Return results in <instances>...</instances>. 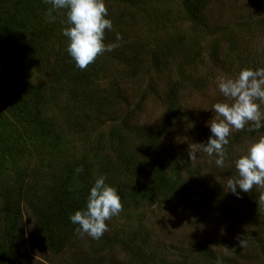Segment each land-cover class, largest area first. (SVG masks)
Here are the masks:
<instances>
[{"label":"rangeland","instance_id":"obj_1","mask_svg":"<svg viewBox=\"0 0 264 264\" xmlns=\"http://www.w3.org/2000/svg\"><path fill=\"white\" fill-rule=\"evenodd\" d=\"M104 2L108 13L119 16L124 25L123 35L128 33L122 42L131 40L134 32L146 42V35L154 31V43L148 44L154 55L160 51L159 43L169 33L174 36L177 29L181 53L197 51L200 57L183 66L181 72L175 66V58L168 63L163 61L157 70L145 58L141 74L120 79L130 99V117L123 122L115 118L104 126L94 118L77 122L76 106L64 95L53 100L54 107L40 108L36 95L40 74L36 71L29 74L22 93H15L10 101L8 95L2 94L1 84L0 175H10L16 167L31 168L41 152L43 165L50 160L49 164L58 166L56 170L64 164H77L75 160L84 157L85 171L92 176L90 179H96L102 175V161L94 157L98 145L118 168L103 176L105 183L116 189L122 204L121 212L105 222L108 231L100 239L89 238L90 247L113 240L103 247L102 264H215L217 257L224 264H264V189L254 186L237 198L226 193L225 187L226 180L237 175L235 160L256 141L253 137L245 138L240 146L229 144L238 132L248 131L249 125L230 133L224 167L211 169L214 158L202 152L196 154V160L188 157L191 144L206 143L211 135L207 122L217 115L212 105L230 103L218 91L221 78H235L243 67L264 68V0H213L207 5V14L204 13L208 21L205 32L199 30L200 25L179 0H143L133 6ZM137 5L149 10L140 12ZM169 24L170 30H159ZM63 25L67 27L66 17L56 25V30ZM217 40L220 45L215 62L212 47ZM190 45L195 50H187ZM111 67L122 76V67ZM0 73L4 74L3 68ZM14 76L16 73L11 79ZM167 99H172L170 106ZM167 111L178 115V120L170 121L166 127L163 114ZM261 111L264 112V105ZM116 115L112 112L103 120ZM46 116L56 117L54 128L43 127ZM124 131L127 140L119 136ZM114 137L122 140L121 146ZM165 161L167 176L175 170L182 182L177 185V195L162 202L158 198L159 187L167 180L162 179L164 173L159 166L162 168ZM76 175L74 171L70 182H83L82 173L79 178ZM241 195L248 198L246 203ZM29 226L25 225L22 254L43 264H63L69 260L67 254L59 256L45 249L44 239L34 230L29 232L32 220ZM237 237L244 239L243 247ZM82 241L85 243V239Z\"/></svg>","mask_w":264,"mask_h":264},{"label":"trees","instance_id":"obj_2","mask_svg":"<svg viewBox=\"0 0 264 264\" xmlns=\"http://www.w3.org/2000/svg\"><path fill=\"white\" fill-rule=\"evenodd\" d=\"M105 1L133 6L142 4L143 0ZM212 1L179 0L181 6L189 10L196 24L200 25L199 30L204 32L208 25L204 13L207 14V5ZM138 5L140 12L149 10L141 9ZM49 8L50 5L44 0H0V68L4 69V74L0 73V85L4 86L2 94L8 95L7 101H10L15 93H22L21 88L25 86L29 74L36 71L40 74L36 92L39 100L37 104L40 108L54 107L52 106L53 100L64 95L72 106H76L74 111L78 112L74 113V117L79 123L83 119L88 121L91 118H94L100 126L106 125L108 121L115 118L123 122L125 118L130 117L132 112L130 99L121 84L123 82L120 80L121 78H135L141 74L145 58L148 59L150 67L155 70L163 65V61L168 63L175 58V66L180 70L200 57L197 51L188 54L181 53V42L177 29L174 36L169 33L161 45L159 43L158 50L160 51L154 55L148 48V44L154 43V31L152 34L146 35V42L135 32L130 37L131 40L122 42L121 39L128 33L123 35L125 31L121 28H124V25L120 22L119 16L108 13L106 18L111 20L112 30L105 29L104 43H117L119 46L111 52H105L98 56L86 69L80 70L75 67L66 52L67 39L61 35V29L56 30V25L65 20L64 12H53L56 19L54 22H48L45 12ZM170 28L171 24L159 30L168 31ZM117 34L121 37L119 41L116 40ZM213 43V60L217 62L218 57L215 54L219 50L220 43L219 40ZM187 50H195V46L190 45ZM116 64L123 68L122 76L113 71L111 66H116ZM243 64L246 67L249 66L247 63ZM14 73L16 76L11 79V75ZM151 90L154 92L153 88ZM171 100L167 99L168 106L172 104ZM167 109L171 110L169 107ZM112 112H117L116 117L103 120ZM163 115L166 116L163 122L166 127L170 121L175 123L178 120V115L169 111ZM6 117H9L8 114ZM44 121L46 125L43 124V127L48 126L51 129L56 125L57 119L56 117L48 119L46 116ZM191 123L196 126V123L192 121ZM155 135L156 133L154 137ZM119 136L121 139L127 140L128 135L126 136L124 131ZM260 136H264V128L258 131H240L234 135L229 144L240 146L245 138L253 139L254 137L257 140ZM121 139L115 138L118 146L122 144ZM97 150L98 153L94 157H99L102 161V175L106 176L113 169H118L116 164L110 161V158L104 153L105 149L103 150L97 145ZM91 152H94V147L91 148ZM37 154L40 157L36 159L37 163L31 168L29 166L25 169L16 167L12 174L0 175V264H43L21 253L26 240L25 225L28 227L30 220H32L33 227L29 232L34 230L44 239L45 249L51 250L55 255L67 254L69 256V260L63 264H102L105 262L103 247L110 245V241L112 243L113 240L105 241L102 246L90 247L89 237L76 233L74 229L77 226L69 221L71 214L84 208L88 190L95 181L94 178L90 179L92 176L85 171L86 166L83 160L85 158L80 157L79 160H75L77 164L73 162L70 166L64 164L56 170L58 166L55 168L49 164L50 160L44 166L42 153L38 152ZM165 163L166 161L162 168L161 165L159 166L164 173L162 179L167 180L159 187L161 194L158 198L162 202L174 198L177 195L175 193L177 185L182 182L180 175L175 170L170 172V176H167L169 170ZM210 166L214 171L219 169L215 163ZM50 167L55 169L51 170ZM70 167L73 169L68 170ZM77 167L83 168L81 180H84L81 183L70 182L73 180L74 169ZM65 172H67L66 175ZM79 177L80 173L76 175V178ZM217 187H220L221 190L220 183H217ZM240 198L245 203L248 199L243 195ZM30 229L31 226L28 227V230ZM83 239H85V243L82 241ZM126 245L124 249L128 251ZM148 249L150 250L151 247L149 246Z\"/></svg>","mask_w":264,"mask_h":264},{"label":"clouds","instance_id":"obj_3","mask_svg":"<svg viewBox=\"0 0 264 264\" xmlns=\"http://www.w3.org/2000/svg\"><path fill=\"white\" fill-rule=\"evenodd\" d=\"M50 5L45 16L48 22H54L53 12L63 11L67 27L61 29V35L67 39L66 52L76 68L86 69L96 58L105 52H111L119 45L104 43L105 29L112 30V22L108 16L104 0H44ZM121 37L116 35V40ZM219 93L229 102H217L212 111L217 115L207 122L211 133L206 143L191 144L188 151L190 160L197 159L202 152L214 158L218 168L224 167L225 146L232 131L243 130L249 125L248 131L264 128V68L255 70L241 69L235 78H221L218 83ZM237 175L226 180V193L237 198L241 192L248 193L254 186L264 189V136L251 143L245 155L235 160ZM74 171L79 174L82 167ZM106 177L100 175L88 190L84 208L69 216V221L76 225L74 229L81 236L93 240L100 239L108 231L105 223L117 216L122 210L121 198L115 188L105 183ZM239 190V191H238ZM241 247L244 239L237 237ZM215 264H224L217 257Z\"/></svg>","mask_w":264,"mask_h":264}]
</instances>
